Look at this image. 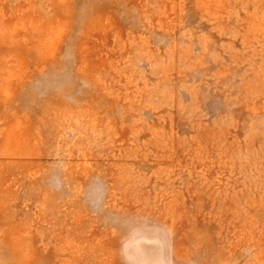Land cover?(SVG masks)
<instances>
[{
  "label": "rangeland",
  "instance_id": "rangeland-1",
  "mask_svg": "<svg viewBox=\"0 0 264 264\" xmlns=\"http://www.w3.org/2000/svg\"><path fill=\"white\" fill-rule=\"evenodd\" d=\"M0 264H264V0H0Z\"/></svg>",
  "mask_w": 264,
  "mask_h": 264
}]
</instances>
